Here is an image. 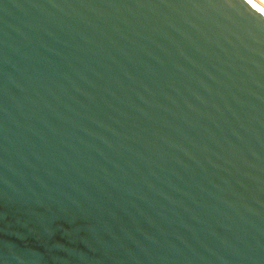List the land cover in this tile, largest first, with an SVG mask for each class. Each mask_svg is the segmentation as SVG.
<instances>
[{"label":"water","instance_id":"water-1","mask_svg":"<svg viewBox=\"0 0 264 264\" xmlns=\"http://www.w3.org/2000/svg\"><path fill=\"white\" fill-rule=\"evenodd\" d=\"M0 264H264V0H0Z\"/></svg>","mask_w":264,"mask_h":264}]
</instances>
